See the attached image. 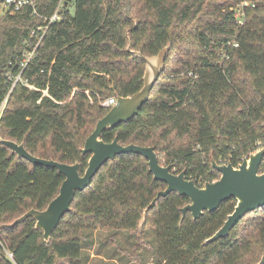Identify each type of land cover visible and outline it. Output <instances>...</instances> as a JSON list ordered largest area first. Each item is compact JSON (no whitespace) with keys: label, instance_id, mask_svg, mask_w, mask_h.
I'll list each match as a JSON object with an SVG mask.
<instances>
[{"label":"trees","instance_id":"trees-1","mask_svg":"<svg viewBox=\"0 0 264 264\" xmlns=\"http://www.w3.org/2000/svg\"><path fill=\"white\" fill-rule=\"evenodd\" d=\"M70 1L73 13L65 5ZM243 1L248 4L239 22L235 7L223 10ZM58 3L34 0V7L0 17V106L6 99L1 138L23 143L43 159L78 162L82 174L89 153L80 148L109 109L99 102L142 87L144 62L126 50L130 40L133 50L147 56L169 42L166 67L175 55L186 70L165 68L138 114L104 130V142L117 137L121 145L151 146L160 163L175 173L185 170L197 185L219 177L212 160L236 165L263 142L264 0H64L60 19L35 45L42 31H31ZM202 14L211 18L192 34L190 24ZM27 43L33 57L22 66ZM4 70L21 72L27 84L10 90ZM63 178L0 143V264H81L82 231L97 225L136 234L138 241L145 228H153L154 264H257L264 251V206L246 213L227 236L204 244L232 212V197L197 219L187 212L181 220L189 198L170 192L155 201L139 227L143 209L166 184L153 179L138 153L103 163L75 193L49 242L31 217L2 226L30 208L44 209ZM143 245L134 246L136 254Z\"/></svg>","mask_w":264,"mask_h":264},{"label":"water","instance_id":"water-1","mask_svg":"<svg viewBox=\"0 0 264 264\" xmlns=\"http://www.w3.org/2000/svg\"><path fill=\"white\" fill-rule=\"evenodd\" d=\"M169 49L170 43H167L156 54L147 56L138 50H133L131 42H128L126 50L145 64L142 87L131 95L116 96V103L97 120L93 131L86 137L83 146L80 148L82 154L89 153L87 165L82 174L79 173L78 162L68 164L53 159H43L29 153L23 143L0 137V143L8 147L18 158H24L32 164L55 168L64 177L57 194L44 209L30 208L11 223L2 226L11 227L31 217L34 219V228L41 230L43 240L49 242L51 233L63 215L70 210L75 193L83 190L90 183L103 163L109 159H114L116 155L121 153L142 155L147 160L148 171L152 174L153 179L166 184L165 188L159 190L143 209L139 226L145 221L147 212L155 205V201L170 192H176L189 198V202L181 208V220L187 212L191 214L193 219H197L204 211L210 212L217 209L223 201L231 197L236 200L232 212L227 214L223 224L204 240V244L227 236L246 213L264 206V171H259L264 147L244 156L236 165L231 162L219 164L212 160V167L220 175L217 179L207 181L203 186H199L186 177L185 170L175 173L171 170L170 165H162L151 146L143 147L132 143L121 145L118 143L117 137H114L110 142H104L100 137L104 130L121 122H126L138 114L141 107L149 99L150 91L164 68ZM257 264H264V251Z\"/></svg>","mask_w":264,"mask_h":264},{"label":"rangeland","instance_id":"rangeland-1","mask_svg":"<svg viewBox=\"0 0 264 264\" xmlns=\"http://www.w3.org/2000/svg\"><path fill=\"white\" fill-rule=\"evenodd\" d=\"M63 1L64 0H62V2ZM65 5L68 6V11L73 13L74 6L71 3V1L70 3L65 4ZM243 5L240 3L232 7L223 8V10L227 8L229 10L233 9L234 7L237 8L238 10L236 12V14H238L237 19L238 21H241L242 19L240 16L243 15L241 13L243 10L242 9ZM5 13L6 11L3 10L2 7H0V17L4 15ZM208 18H211L208 16V14H202L198 20L193 21V24H190L191 33L194 34L196 31H199L204 26V22ZM129 41L130 40H128V42ZM29 45H30L29 43L25 44L26 47L24 46V49L21 50L22 51L21 58H20L21 63L27 62L29 59H31V57H33L34 49L33 47L29 49ZM148 56H151V55H148ZM174 56L175 55H172L169 58L167 62V67L165 64L158 78H160L165 68L167 71H170L168 69L171 67H178L179 70L183 69V71L186 70L185 67L178 66L180 63L179 58H177L176 56L174 57ZM143 70H144V67H143ZM1 73L6 76V79L11 81L12 85L10 87V90L17 83L27 84L21 77L20 72L15 74L13 71L4 70ZM164 81H165V78L161 79L160 83ZM5 106H6V99L2 102V105L0 106V115L2 111L4 110ZM260 124L264 125V117L261 119ZM262 140L264 142V137L262 138ZM256 150L258 149H255L254 151ZM161 164L164 165L162 162ZM144 223L145 221L143 222V224ZM143 224L139 227H142ZM82 233L84 237L82 238L83 241H82V250H81V256H80L81 264H154L156 261V257H155L156 238H155V231L153 228H150V227L145 228L142 232V239L139 241L136 239L138 237L136 234L133 237H129L127 231H123V230L115 231L113 229L99 228L98 225L95 228L83 230ZM137 243L138 244L143 243L145 245H143L144 247L142 246V248L140 249V252L136 254V252L134 251V246Z\"/></svg>","mask_w":264,"mask_h":264},{"label":"built area","instance_id":"built-area-1","mask_svg":"<svg viewBox=\"0 0 264 264\" xmlns=\"http://www.w3.org/2000/svg\"><path fill=\"white\" fill-rule=\"evenodd\" d=\"M241 4L242 5L243 4L247 5L248 2L244 1ZM28 5L31 6V7H34L35 6L34 0H0V7H2L3 10H5L6 12H10V13H14L16 11H19L24 6H28ZM62 5H63L62 0H59V3L57 5V7L54 9V11L49 16L44 17L42 24H40L36 29L31 31V36H35L36 31H42V33L38 36V41L36 42L35 45H37L39 43V41L41 40V38L43 36V33L49 27V25H51L52 23H54L55 21L60 19V17H61V13L60 12H61V6ZM235 10L236 11H235L234 15L237 17L238 14H236V12L238 10H237V8ZM34 48H35V46H34ZM25 63L26 62H22L21 64L24 66ZM84 92L88 95L90 101L92 102V99L89 96V91L85 90ZM99 103H100L101 106H103L105 108H110L111 106H113L116 103V96H114V95L108 96V97L102 99ZM263 147H264V143L263 142L258 141L256 143V149L259 150V149H261ZM242 158H241V160H242ZM225 163H227V162H225ZM259 171H261V172L264 171V154H263L262 160H261L260 165H259ZM203 184L204 183H201V184L199 183L198 185L199 186H203ZM5 253L10 259H12L11 252L5 250Z\"/></svg>","mask_w":264,"mask_h":264}]
</instances>
